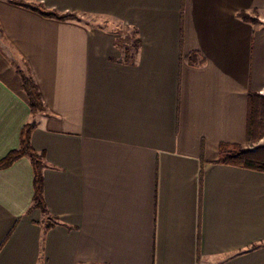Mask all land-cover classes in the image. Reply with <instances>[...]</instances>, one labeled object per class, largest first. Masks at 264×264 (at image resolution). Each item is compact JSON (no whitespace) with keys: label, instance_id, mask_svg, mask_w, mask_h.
Instances as JSON below:
<instances>
[{"label":"crops","instance_id":"obj_1","mask_svg":"<svg viewBox=\"0 0 264 264\" xmlns=\"http://www.w3.org/2000/svg\"><path fill=\"white\" fill-rule=\"evenodd\" d=\"M251 92L264 0H0V161L36 123L47 206L28 156L0 169V264H264V172L218 162Z\"/></svg>","mask_w":264,"mask_h":264},{"label":"trees","instance_id":"obj_2","mask_svg":"<svg viewBox=\"0 0 264 264\" xmlns=\"http://www.w3.org/2000/svg\"><path fill=\"white\" fill-rule=\"evenodd\" d=\"M22 6L37 11L46 17L57 18L60 20L73 19L75 14H61L54 10L46 9L43 5L29 4L20 2ZM245 21H258L246 12L241 13ZM191 62L196 61V53H191L188 57ZM23 81V88L29 97V104L34 114L44 109V102L37 83L32 75L19 70ZM264 119V95L259 93H250L249 95V115L246 142H253L262 136V125ZM36 123H28L24 126L21 133V145L17 150L0 161V169L12 165L18 159L28 156L34 167V206L47 212V206L44 198V176H43V158L44 155L38 153L31 144V134ZM220 159L218 162L243 167L251 170L264 172V145L257 146L253 149H245L243 144L221 143Z\"/></svg>","mask_w":264,"mask_h":264},{"label":"rangeland","instance_id":"obj_3","mask_svg":"<svg viewBox=\"0 0 264 264\" xmlns=\"http://www.w3.org/2000/svg\"><path fill=\"white\" fill-rule=\"evenodd\" d=\"M77 18H79L83 22H86V23H89V24L93 23L94 20H95V19H90L88 17H82V18L77 17ZM17 61H18V66L20 68H23V70H24L25 73H28L27 70H26V67H25L24 63L22 61H19V60H17ZM259 94L264 95V93L263 94L262 93H259ZM262 126L263 127H262V136H261V138L255 140L253 142L243 144L245 149H253V148H256L257 146L264 145V119H263V125Z\"/></svg>","mask_w":264,"mask_h":264}]
</instances>
